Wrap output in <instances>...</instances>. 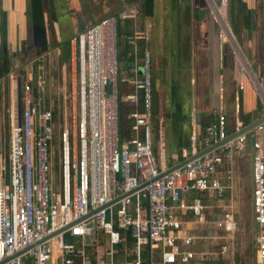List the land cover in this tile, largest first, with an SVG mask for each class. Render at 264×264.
I'll use <instances>...</instances> for the list:
<instances>
[{
    "label": "built area",
    "instance_id": "1",
    "mask_svg": "<svg viewBox=\"0 0 264 264\" xmlns=\"http://www.w3.org/2000/svg\"><path fill=\"white\" fill-rule=\"evenodd\" d=\"M206 2L218 26L221 51L226 40L231 44L220 23L226 24V0ZM219 8L220 21L215 16ZM138 12V5H125L69 38V58L58 65L63 113L56 146L53 109L43 100L47 74L42 55L15 73L14 96L6 105L1 93L7 139L0 155V264H238L233 158L247 144L252 263L264 264L263 81L251 76L245 64L239 65L236 90L248 82L260 103L254 125L242 131L249 125L235 119L228 133L226 113L220 108L203 126L200 139L191 136L179 166H160V156L156 164L150 125L151 57L146 46L140 48L147 41L146 31L122 34L130 65L128 75L118 74L117 25L134 20ZM119 83L131 85L123 99L132 107L121 141ZM208 208L215 209L209 217ZM213 226L219 230L214 234L198 236L189 230ZM204 239L212 240L214 251L205 245L194 249Z\"/></svg>",
    "mask_w": 264,
    "mask_h": 264
},
{
    "label": "crops",
    "instance_id": "2",
    "mask_svg": "<svg viewBox=\"0 0 264 264\" xmlns=\"http://www.w3.org/2000/svg\"><path fill=\"white\" fill-rule=\"evenodd\" d=\"M53 1L55 10L54 13L51 12V23L47 22L46 25L45 15L42 14V17L44 26L46 25V43L51 48V51L47 50L52 52V58L58 57L59 63L69 58V38L73 34L101 18V15L103 17L119 9L110 10V5L116 3L121 8L129 4L138 5L139 12L134 20L118 22L117 57L120 73L124 71L125 76L128 75V66L121 59L123 57L130 63V57L125 54L127 48L121 39L122 34L133 30L146 31L147 41L141 42L140 48L146 46L151 56V117L155 119L152 127V152L157 160L160 156V166L170 168L177 165L183 159V150L188 152L190 149L191 136L200 139L203 126L214 119L220 108L226 113L228 133L232 132L235 119H239L243 126L251 125L258 119V112L254 108L258 97L251 85L246 82L242 90L235 88V79L240 74L239 63L235 61L237 59H226L225 47L221 51L217 49L218 26L210 17L209 9L204 3L206 0H148L150 2L145 12L142 0H100L103 6L97 10L98 15H94L97 7L94 8L93 0H85L82 14L79 11L76 14L70 13L68 4L72 0ZM75 1L77 0H73ZM151 1H154L153 9ZM75 6H78L77 2ZM232 7L240 29L243 30L245 59L238 53L237 44L229 35L225 24L226 33L241 58L240 64H245L248 71L262 80L264 87V0H232ZM215 16L217 17L216 14ZM86 17L91 21L87 23ZM8 25L12 34L9 35L7 46L0 49L2 70L9 67L13 59H18L15 55L17 51L21 59H28L25 50L31 41V30L25 21L17 26L16 19L11 15ZM27 27L30 30L29 42H26ZM17 30L20 37L15 41ZM48 33L52 34V43L47 40ZM63 47L66 49L65 57L62 54ZM42 53H34L32 58ZM226 70L228 78L224 77ZM159 80L165 82V89L162 91L166 99L164 111L157 108L155 98ZM118 87V116L124 113V119L127 120L126 113L132 107L124 101L123 95L130 92L131 85L119 83ZM224 99H227L231 107L228 109L230 112L225 111ZM127 130L128 120L125 135ZM234 166L237 168V172L234 169L235 179L239 180L243 174L241 156H238L235 164L233 160V168ZM248 166L250 173V164Z\"/></svg>",
    "mask_w": 264,
    "mask_h": 264
},
{
    "label": "rangeland",
    "instance_id": "3",
    "mask_svg": "<svg viewBox=\"0 0 264 264\" xmlns=\"http://www.w3.org/2000/svg\"><path fill=\"white\" fill-rule=\"evenodd\" d=\"M204 1V0H203ZM97 3L100 4V0H93L92 4L94 5V8H96V5H98ZM204 3L206 4V7L208 8L207 3L204 1ZM121 9L120 5H117L116 3L113 5H110V10H117V9ZM118 9V10H119ZM117 10V11H118ZM99 12L97 10L94 11V15H98ZM102 17V15L100 16ZM210 17H212V15L210 14ZM225 20H226V24L228 25L229 29H230V33L233 35V38L237 44L238 50L240 52V54L242 55V57L245 59L244 57V51H243V41H244V36H243V30L242 28L240 29L239 23L237 21V17H236V13L234 10V7H232V0H226V16H225ZM86 21L87 23L91 21V19L86 17ZM49 32V31H48ZM30 34V30L27 27L26 30V36H27V40L26 42H29L30 37H28ZM51 33H48V38L47 40L49 41V43H52V39H51ZM17 40V38H15V41ZM225 54H226V59H237L235 60L237 63L241 62V58L239 57L237 51L235 50V53L233 52V49L231 48V44L229 42H227V40L225 41ZM240 44V45H239ZM234 48V47H233ZM49 49L51 51L50 46L48 45L47 48L42 51V60H43V65L44 68L46 69V74H47V84H46V94L44 96V106L45 107H49L51 105V108L53 109V113H54V129H55V140L53 142V145L56 146L57 145V133H58V129H59V121L60 118H62V113H63V102H62V97L60 95V90L59 87L61 86V79H60V71L58 68L59 65V60L58 57L52 58V52L49 53V51L47 50ZM65 53H66V49L65 47H63V56L65 57ZM25 54L27 56L28 59H21L19 56V52L17 51V53L15 54L16 57L18 59H13L12 60V64H9V67H6V69L4 68V70L0 69V95L2 93V98H3V103L6 105L7 102H9L10 97L14 96V89H12V85L11 82H13L12 80L14 79V75L15 73H18V70L23 68L24 65L26 64L27 61L29 60H33L34 58V52L33 50H25ZM32 58V59H30ZM122 63L126 64V66H129L130 63L128 62V60L124 59L123 57L121 58ZM240 61V62H239ZM64 62L66 63L67 60H64ZM11 66V67H10ZM119 76H125L124 71H119ZM224 77L228 78V71L226 70L224 73ZM164 80H159V85L157 88V92L155 90V95H156V101H157V108H161V110L164 111L165 106L164 104L166 103V99L163 96V90L165 89V85H164ZM225 102V106H226V112L228 111V109H231V107L228 104L227 99L223 100ZM228 104V107H227ZM230 112V111H228ZM157 113H155V117L157 119ZM124 113H121L119 115V140L121 141L124 136H125V130H126V124H127V120L124 119ZM59 117V118H58ZM150 125H151V132H152V145L154 144V131L152 129L153 125H155V119L154 117L151 118L150 120ZM125 133V134H124ZM6 139H7V124H6V118L4 115V111H1L0 109V155H4L5 153V143H6ZM155 160H156V164H157V157L154 154V152H152ZM238 156L242 157V177L239 180H236L237 183V187L235 190V203H234V210H235V218L237 219L238 222V228L237 230L234 232V244H235V253L237 254V257L239 258V264H253V253H254V246H253V233H252V221H251V217H250V177H249V160H248V156H249V145H246V149L245 151H243L242 153H235L234 154V164L236 163ZM248 166V169L246 168ZM235 171L237 172V168L236 166H234ZM236 178V177H235ZM238 179V178H237ZM191 195V194H190ZM209 203H212L211 200L208 201ZM206 212H208V217L212 214L215 213V209L214 208H208V210H206ZM216 227H209V228H205V229H189L190 232H192L195 235L201 236V235H205V234H214L215 232H218L219 230H216ZM208 232V233H207ZM97 237L100 238L101 240L103 239V235L100 233H97ZM200 245H205L206 248H208L209 251H214L216 246L215 244L212 242L211 239H204V240H200L199 243H195L194 249H197L200 247Z\"/></svg>",
    "mask_w": 264,
    "mask_h": 264
},
{
    "label": "flooded vegetation",
    "instance_id": "4",
    "mask_svg": "<svg viewBox=\"0 0 264 264\" xmlns=\"http://www.w3.org/2000/svg\"><path fill=\"white\" fill-rule=\"evenodd\" d=\"M146 1L147 0H142L143 2V6L142 8L146 11L148 9V7H146ZM77 2L78 6H75V3ZM41 3V13L45 15V24H47V22H50L51 19V12L54 13V1L53 0H40ZM100 3H102L100 1ZM154 1H151V9L153 6ZM98 5H96V10H98L99 8L101 9V4L97 3ZM68 9H70V13H77L78 11L81 12V14L83 13V6H85V0H77L75 2L70 1V3L68 4ZM144 11V12H145ZM30 13H31V1L30 0H0V49H2L3 47L7 46V41L10 38V30L8 29L9 25H8V19L9 17L14 16V18L16 19V24L17 26H19L20 22L22 23V21H25L26 24L29 25V28L31 30V17H30ZM4 17V34L2 32V18ZM43 19V17H42ZM92 23V22H91ZM90 24V23H89ZM44 25V22H43ZM45 25V26H46ZM88 25V24H87ZM85 25V26H87ZM84 26V27H85ZM15 35L16 38L18 39L20 37V32L17 30L15 31ZM18 36V37H17ZM151 57V56H150Z\"/></svg>",
    "mask_w": 264,
    "mask_h": 264
},
{
    "label": "trees",
    "instance_id": "5",
    "mask_svg": "<svg viewBox=\"0 0 264 264\" xmlns=\"http://www.w3.org/2000/svg\"><path fill=\"white\" fill-rule=\"evenodd\" d=\"M150 1H146V7L149 6ZM42 11V10H41ZM41 11L37 14L34 22H31V41L28 43L26 50H33L34 53H41L45 50L47 43L45 39V26H43V19ZM145 11V10H144ZM147 11V10H146ZM117 35H119V26L117 25ZM6 63V60H5ZM240 103V97H239ZM255 111L259 112L260 103L258 100L255 102ZM208 216V213H206ZM23 264H29L28 260H24Z\"/></svg>",
    "mask_w": 264,
    "mask_h": 264
},
{
    "label": "water",
    "instance_id": "6",
    "mask_svg": "<svg viewBox=\"0 0 264 264\" xmlns=\"http://www.w3.org/2000/svg\"><path fill=\"white\" fill-rule=\"evenodd\" d=\"M31 1V13H30V17H31V22H34L35 21V18L37 17V14L41 11V3H40V0H30ZM44 26V25H43ZM2 32L3 34L5 33L4 32V17L2 18ZM84 28V27H83ZM82 28V29H83ZM81 29V30H82ZM218 44V43H217ZM218 49V48H217ZM224 49V48H223ZM238 53L240 54V52L238 51ZM224 59V57H222ZM249 74L252 76V73L250 71H248ZM253 81H255L253 78H252ZM15 99H16V119H17V124H19V117H20V80H19V77H16L15 79ZM257 121H255L254 123H252L251 125L247 126V127H244L243 129H241L242 131L246 130V128L248 127H251L252 125H254ZM240 132V131H238ZM237 132V133H238ZM204 151V150H203ZM203 151H200L198 152L197 154H200L201 152ZM192 157H189L188 159H190ZM181 163H178L177 165H174L173 167H176V166H179ZM172 167V168H173ZM85 242H89V239L87 238L85 240Z\"/></svg>",
    "mask_w": 264,
    "mask_h": 264
},
{
    "label": "bare ground",
    "instance_id": "7",
    "mask_svg": "<svg viewBox=\"0 0 264 264\" xmlns=\"http://www.w3.org/2000/svg\"><path fill=\"white\" fill-rule=\"evenodd\" d=\"M215 14L217 15V19L220 21V19H223L222 17H220L221 15H223V9L219 8V10H215ZM223 21V20H222ZM223 26V28L225 29V22H220ZM226 32V30H225Z\"/></svg>",
    "mask_w": 264,
    "mask_h": 264
}]
</instances>
